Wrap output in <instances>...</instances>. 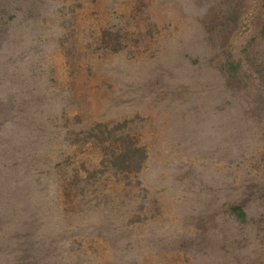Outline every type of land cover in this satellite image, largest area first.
Segmentation results:
<instances>
[{
  "label": "rangeland",
  "instance_id": "374dc122",
  "mask_svg": "<svg viewBox=\"0 0 264 264\" xmlns=\"http://www.w3.org/2000/svg\"><path fill=\"white\" fill-rule=\"evenodd\" d=\"M0 264H264V0H0Z\"/></svg>",
  "mask_w": 264,
  "mask_h": 264
},
{
  "label": "trees",
  "instance_id": "16d2710c",
  "mask_svg": "<svg viewBox=\"0 0 264 264\" xmlns=\"http://www.w3.org/2000/svg\"><path fill=\"white\" fill-rule=\"evenodd\" d=\"M126 151V150H125ZM124 153V152H123ZM126 153V152H125ZM128 153H130V155H132V152H130V151H128ZM236 210H239L241 213V215L243 216V215H245V213L243 212V210L241 209V208H239L238 207V209H236Z\"/></svg>",
  "mask_w": 264,
  "mask_h": 264
}]
</instances>
